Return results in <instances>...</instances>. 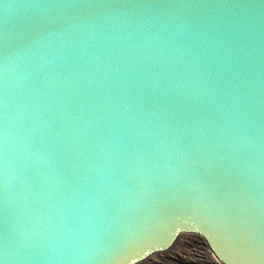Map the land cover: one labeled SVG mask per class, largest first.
Wrapping results in <instances>:
<instances>
[{
    "label": "water",
    "instance_id": "95a60500",
    "mask_svg": "<svg viewBox=\"0 0 264 264\" xmlns=\"http://www.w3.org/2000/svg\"><path fill=\"white\" fill-rule=\"evenodd\" d=\"M180 232L264 264V0H0V264Z\"/></svg>",
    "mask_w": 264,
    "mask_h": 264
},
{
    "label": "rangeland",
    "instance_id": "374dc122",
    "mask_svg": "<svg viewBox=\"0 0 264 264\" xmlns=\"http://www.w3.org/2000/svg\"><path fill=\"white\" fill-rule=\"evenodd\" d=\"M208 248L206 239L201 235L180 232L171 247L157 252V256L141 264H221L216 257L208 259L205 254Z\"/></svg>",
    "mask_w": 264,
    "mask_h": 264
},
{
    "label": "bare ground",
    "instance_id": "6f19581e",
    "mask_svg": "<svg viewBox=\"0 0 264 264\" xmlns=\"http://www.w3.org/2000/svg\"><path fill=\"white\" fill-rule=\"evenodd\" d=\"M157 252L156 253H153V254H151V255H148L146 258H144V259H141V260H139V261H137V262H135V263H132V264H141L142 262H144L145 260H148L150 257H154V256H157ZM215 257L217 258V256L215 255Z\"/></svg>",
    "mask_w": 264,
    "mask_h": 264
},
{
    "label": "built area",
    "instance_id": "2783aa9c",
    "mask_svg": "<svg viewBox=\"0 0 264 264\" xmlns=\"http://www.w3.org/2000/svg\"><path fill=\"white\" fill-rule=\"evenodd\" d=\"M208 247H209V245H208ZM205 254L207 255L208 259H210V257H212V256H213V258L215 259V255H214L213 252L211 251L210 247L207 249V251H206ZM205 254H203V256H205ZM201 256H202V254H201Z\"/></svg>",
    "mask_w": 264,
    "mask_h": 264
}]
</instances>
